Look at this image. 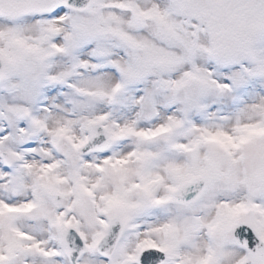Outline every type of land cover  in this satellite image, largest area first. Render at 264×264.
Here are the masks:
<instances>
[{
	"label": "snow or ice",
	"instance_id": "6c2138e0",
	"mask_svg": "<svg viewBox=\"0 0 264 264\" xmlns=\"http://www.w3.org/2000/svg\"><path fill=\"white\" fill-rule=\"evenodd\" d=\"M0 264H264V0H0Z\"/></svg>",
	"mask_w": 264,
	"mask_h": 264
}]
</instances>
